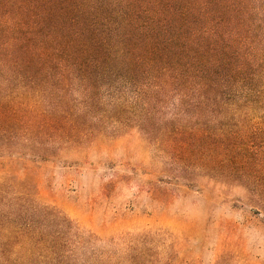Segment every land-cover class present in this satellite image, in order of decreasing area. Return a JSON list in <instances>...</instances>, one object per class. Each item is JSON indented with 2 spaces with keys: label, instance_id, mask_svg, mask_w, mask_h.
Returning <instances> with one entry per match:
<instances>
[{
  "label": "trees",
  "instance_id": "trees-1",
  "mask_svg": "<svg viewBox=\"0 0 264 264\" xmlns=\"http://www.w3.org/2000/svg\"><path fill=\"white\" fill-rule=\"evenodd\" d=\"M257 120L264 0H0V134L31 160L137 130L187 181L188 167L247 164ZM30 221L0 264L172 261L161 231L103 241L48 206Z\"/></svg>",
  "mask_w": 264,
  "mask_h": 264
},
{
  "label": "rangeland",
  "instance_id": "rangeland-1",
  "mask_svg": "<svg viewBox=\"0 0 264 264\" xmlns=\"http://www.w3.org/2000/svg\"><path fill=\"white\" fill-rule=\"evenodd\" d=\"M261 121L247 164L223 163L216 174L188 167L187 181L166 178L175 166L137 130L63 148L54 161L31 160L26 142L0 134V149L24 153H0V244L12 242L16 227L24 234L33 210L48 206L103 241L164 232L171 264H264Z\"/></svg>",
  "mask_w": 264,
  "mask_h": 264
}]
</instances>
